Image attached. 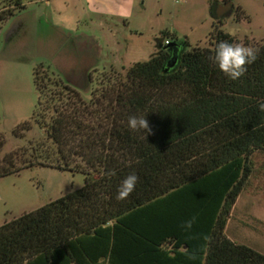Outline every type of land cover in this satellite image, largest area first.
<instances>
[{
    "label": "trees",
    "instance_id": "16d2710c",
    "mask_svg": "<svg viewBox=\"0 0 264 264\" xmlns=\"http://www.w3.org/2000/svg\"><path fill=\"white\" fill-rule=\"evenodd\" d=\"M24 2L0 0V21ZM216 5L207 45L166 40L124 74L104 76L88 100L34 68V122L12 132L25 138L36 124L44 133L2 154L0 131V177L47 165L80 171L85 181L0 224V264H264V253L225 233L253 155L264 151V44L222 29L226 14ZM221 41L256 50L235 80L210 58ZM132 116L147 128L130 129ZM132 173L134 190L116 199Z\"/></svg>",
    "mask_w": 264,
    "mask_h": 264
},
{
    "label": "rangeland",
    "instance_id": "374dc122",
    "mask_svg": "<svg viewBox=\"0 0 264 264\" xmlns=\"http://www.w3.org/2000/svg\"><path fill=\"white\" fill-rule=\"evenodd\" d=\"M222 1L25 0V7L0 21V131L6 137L2 154L44 133L36 124L25 138L12 132L20 122H34L39 100L34 68L42 65L88 100L104 76L124 74L166 40L207 45L215 24L211 6ZM230 1L247 18L238 19L233 9L220 27L241 40L264 44V0ZM253 161L225 233L264 253V151L256 152ZM84 181L80 171L47 165L0 177V224L80 188Z\"/></svg>",
    "mask_w": 264,
    "mask_h": 264
},
{
    "label": "clouds",
    "instance_id": "9594fccd",
    "mask_svg": "<svg viewBox=\"0 0 264 264\" xmlns=\"http://www.w3.org/2000/svg\"><path fill=\"white\" fill-rule=\"evenodd\" d=\"M210 58L227 78L235 80L243 75L246 70L245 66L256 59V50L221 41L216 45L214 55ZM260 108L264 110V103L260 104ZM128 127L132 130L146 129L147 121L144 118L132 116L128 119ZM136 183L137 176L135 173L127 175L117 187L116 199L127 198L134 190ZM185 227H191V221H186Z\"/></svg>",
    "mask_w": 264,
    "mask_h": 264
},
{
    "label": "water",
    "instance_id": "95a60500",
    "mask_svg": "<svg viewBox=\"0 0 264 264\" xmlns=\"http://www.w3.org/2000/svg\"><path fill=\"white\" fill-rule=\"evenodd\" d=\"M232 1H228L226 3H221L219 5V9L217 10L218 16L224 15L226 13H229L232 9Z\"/></svg>",
    "mask_w": 264,
    "mask_h": 264
},
{
    "label": "flooded vegetation",
    "instance_id": "af4514ba",
    "mask_svg": "<svg viewBox=\"0 0 264 264\" xmlns=\"http://www.w3.org/2000/svg\"><path fill=\"white\" fill-rule=\"evenodd\" d=\"M228 1H230V0H223L222 2L217 3V5H216V11L219 9V5H220L221 3H226V2H228Z\"/></svg>",
    "mask_w": 264,
    "mask_h": 264
}]
</instances>
